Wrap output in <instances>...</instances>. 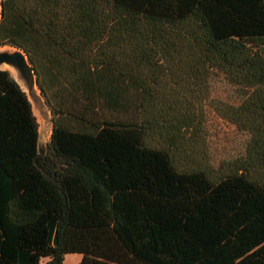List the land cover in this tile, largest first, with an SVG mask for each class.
I'll list each match as a JSON object with an SVG mask.
<instances>
[{"label": "trees", "instance_id": "trees-1", "mask_svg": "<svg viewBox=\"0 0 264 264\" xmlns=\"http://www.w3.org/2000/svg\"><path fill=\"white\" fill-rule=\"evenodd\" d=\"M0 4V45L26 55L51 115L40 147L29 99L0 69V264H264V110L241 168L214 173L194 156L200 123L151 115L138 76L155 31H183L264 90V0Z\"/></svg>", "mask_w": 264, "mask_h": 264}, {"label": "rangeland", "instance_id": "rangeland-1", "mask_svg": "<svg viewBox=\"0 0 264 264\" xmlns=\"http://www.w3.org/2000/svg\"><path fill=\"white\" fill-rule=\"evenodd\" d=\"M193 18L202 26L197 16ZM150 40L138 67V76L150 83L156 98L149 113L171 122L192 116L201 128L194 156L214 173L239 170L249 136L264 110V90L244 84L218 66L183 31L159 29ZM224 48L237 57L246 53L235 41L224 43ZM21 89L36 118L38 145L44 147L50 133L49 110L38 90L31 97Z\"/></svg>", "mask_w": 264, "mask_h": 264}, {"label": "water", "instance_id": "water-1", "mask_svg": "<svg viewBox=\"0 0 264 264\" xmlns=\"http://www.w3.org/2000/svg\"><path fill=\"white\" fill-rule=\"evenodd\" d=\"M0 9H1V4H0ZM10 48L11 49H0V66H8L12 68L15 71L17 78L21 80L24 86H26L27 88H31L33 85H35L37 88L33 68L28 62L26 55L20 49L14 47H10ZM0 69H4V68H0ZM27 93L30 94L28 91Z\"/></svg>", "mask_w": 264, "mask_h": 264}, {"label": "bare ground", "instance_id": "bare-ground-1", "mask_svg": "<svg viewBox=\"0 0 264 264\" xmlns=\"http://www.w3.org/2000/svg\"><path fill=\"white\" fill-rule=\"evenodd\" d=\"M0 49H11V48H10V46H1L0 45ZM0 68L7 69L8 72L10 73V75L19 82L20 86L30 93L29 95H31V97L37 95L36 86L33 85L31 88H27L26 86H24V84L17 78V75H16L15 71L12 68H10L8 66H0ZM36 102L37 101H34L35 105H36Z\"/></svg>", "mask_w": 264, "mask_h": 264}, {"label": "crops", "instance_id": "crops-1", "mask_svg": "<svg viewBox=\"0 0 264 264\" xmlns=\"http://www.w3.org/2000/svg\"><path fill=\"white\" fill-rule=\"evenodd\" d=\"M49 115H50V112H49ZM50 128H51V121H50ZM79 259H80V254H78V253H69V254L65 255L62 264H77Z\"/></svg>", "mask_w": 264, "mask_h": 264}]
</instances>
